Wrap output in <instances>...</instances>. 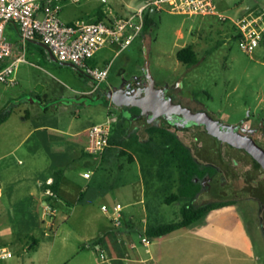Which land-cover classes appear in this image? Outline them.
Listing matches in <instances>:
<instances>
[{
	"label": "rangeland",
	"instance_id": "rangeland-1",
	"mask_svg": "<svg viewBox=\"0 0 264 264\" xmlns=\"http://www.w3.org/2000/svg\"><path fill=\"white\" fill-rule=\"evenodd\" d=\"M217 2L227 3L218 12L233 20L264 10V0ZM144 3L145 0H64L60 18L65 23H93L99 10L120 16ZM149 14L154 25L148 32L122 51L108 46L86 62L89 68L109 67L108 77L94 97L149 74L159 85L179 82L181 91L192 95L208 113L226 124L264 126V44L254 55L243 52L234 38L233 22L221 21L217 16H189L167 9ZM6 35L14 45L13 34L6 31ZM188 45L197 53L198 63L194 66L183 64L176 56ZM19 48L28 63L16 71L17 85H8L19 99L12 103L9 122L0 125V154L13 151V155L0 159V180L5 188L0 197V233L8 232L1 237L5 243L0 247H7L14 255L8 264H97L103 247L89 249L92 237L118 230L123 235L132 213L139 224L131 234L136 247L133 249L126 240L125 250L131 260L123 264H264V193L257 187L264 184V174L256 170L250 155L217 142L204 128L189 130L181 137L201 164L214 165L220 171L216 181L204 180L207 185L197 204L228 200L235 204L215 210L164 238L152 239L146 248L142 244V219L148 216L150 187L159 185L146 183L149 173L155 177L161 164V156L148 153L144 146L149 137L148 124L143 117L137 119L126 113L123 125L128 135L123 148L113 147L103 156L89 155L88 129L116 119L110 125L114 134L122 112L111 100L82 103L81 94L92 92L94 82L56 58H49L42 45L27 44L25 51L22 45ZM37 127L41 129L23 141L27 131ZM74 131L81 134L73 138L70 133ZM55 162L76 185L99 188L108 195L86 203L68 202L62 197L61 202H50V211L36 198L32 218L13 216L11 208L15 206L9 202V191L15 177L26 174L30 182L39 185L43 195L39 177L51 175ZM174 191L176 185L169 192ZM110 197L124 206L120 229L102 211V205L111 204ZM156 202L165 222L180 220L181 204L163 205L161 199Z\"/></svg>",
	"mask_w": 264,
	"mask_h": 264
},
{
	"label": "built area",
	"instance_id": "built-area-1",
	"mask_svg": "<svg viewBox=\"0 0 264 264\" xmlns=\"http://www.w3.org/2000/svg\"><path fill=\"white\" fill-rule=\"evenodd\" d=\"M63 1L0 0V87L13 84L16 71L22 64L27 63L24 52L13 58L14 45L8 41L6 35L8 25L16 26L24 51L28 43L38 41L46 46V53L58 62L88 76L95 84L90 94L95 93L107 79L109 67L102 70L89 68L86 62L105 47L117 46L121 51L127 48L143 33L145 15L149 11L167 9L189 16H217L221 21L230 20L236 27V40L240 49L249 55H254L264 44V10L259 13L249 12L233 20L218 12L217 0H145L144 5L138 9L120 16H108L100 22L77 20L65 23L60 18ZM73 2L78 3V0ZM113 122L116 119H110L106 125H95L89 129V155H104L110 146V125ZM85 177L89 178L90 174L86 173ZM45 210L50 211V206H46ZM123 210L124 206L120 203L102 206V211L108 215L116 229L123 225ZM144 232L145 227L142 229V244L148 248L152 239ZM98 245L94 242L89 247L98 248ZM131 245L133 249L136 247L134 243ZM147 252L150 253L149 250ZM13 256L7 247H0V264ZM97 264H113L104 249L97 255Z\"/></svg>",
	"mask_w": 264,
	"mask_h": 264
},
{
	"label": "trees",
	"instance_id": "trees-1",
	"mask_svg": "<svg viewBox=\"0 0 264 264\" xmlns=\"http://www.w3.org/2000/svg\"><path fill=\"white\" fill-rule=\"evenodd\" d=\"M106 19L103 10L97 13L96 22ZM154 25L153 20L150 18L149 12L145 15V26L143 33H146ZM236 39V35H234ZM31 44V43H30ZM44 52V50L41 49ZM177 59L187 66H194L198 63L197 53L192 45L185 46L177 52ZM120 109V108H118ZM122 117L117 122L116 132L110 137V146L105 154L111 148L120 150L125 145L126 135L128 131H124L123 122L125 121L124 115L128 113L129 117L134 116L142 118V110L138 107H122ZM7 116H0V124L6 120ZM148 140L144 143L147 152L161 156L160 168L157 170L154 177L149 173V183H155L158 187L152 185L150 188L152 197L146 201V211L148 213L145 232L150 239H159L168 236L169 234L194 225L209 213L234 205L232 200L228 201H212L205 204H197V199L203 190L202 181L205 180L207 175L213 176L216 174V169L209 165L201 164L194 155L191 148L183 142L175 132L169 127L157 126L149 124L146 128ZM256 170H260L261 165L254 159ZM62 172H59L56 182L52 185L54 193L58 192ZM158 182V183H157ZM176 185V191L169 192L170 189ZM264 187V184H262ZM161 199L163 205H172L175 203L181 204L180 220L173 222H165L162 218L160 209L157 207L156 200ZM82 198H80V202ZM101 239L96 240L100 243Z\"/></svg>",
	"mask_w": 264,
	"mask_h": 264
},
{
	"label": "crops",
	"instance_id": "crops-1",
	"mask_svg": "<svg viewBox=\"0 0 264 264\" xmlns=\"http://www.w3.org/2000/svg\"><path fill=\"white\" fill-rule=\"evenodd\" d=\"M223 4L224 5L218 3V7L221 9L222 7L228 6L226 2H224ZM132 10H135V9H132ZM132 10H129L126 13H128ZM104 13L106 15V18L108 16H110L109 14H106L105 11H104ZM7 32H9V34H11V35L13 34V36L16 39L15 40L16 43L14 44V56H13V58H16L18 55L21 54L20 48H19L20 39H19L18 30H17L16 26L8 25ZM37 42L38 41H34V42H30V43L34 44V45H40ZM30 43H28V44H30ZM42 48L45 50V48L43 46H42ZM48 57L51 58L52 56L48 55ZM26 61H27V58H26ZM27 63H28V61H27ZM14 79H15V82L13 83L12 86L17 85L16 84L17 83L16 76H14ZM12 86H8V87L1 86L0 87V116H5V115L7 116L6 120L4 122H2L0 125L9 122V119L11 116L12 103L14 100L19 99V97L16 98L17 96L11 93L12 90L9 88ZM90 93L91 92H84L81 94L82 103L85 102L84 99L88 98ZM117 108H122V107L117 106ZM39 129H41V127H37V128L32 129V130H28L29 132L27 131L23 141H26V140L28 141L31 138L30 135L38 132ZM80 134H81V131H74V132L70 133V136L73 138H77ZM1 154H0L1 155L0 159L3 160L5 158H7L8 156L13 155V151H11L9 153L4 151ZM57 164L58 163L55 162L54 166L56 168L54 170H52V174L49 175L46 179H44V178L41 179L39 177V184L41 186V189L43 190V195L41 194L40 190H38L39 185L30 182L29 177L26 176V174L23 173V174L18 175L17 178L15 177V181L12 184V187L10 188V191H9V193H10L9 194V197H10L9 202H10L11 206H15V208H13V207L11 208V210H12L11 212H12L13 216H17V214H20V215L22 214L25 217L32 218L31 207H32V204L36 201V198L41 199L43 201L44 208H46V206H49L50 202H52L54 200L61 202L63 200V198L66 199L68 202L71 200L74 202L76 201V203H86V202L93 201L95 198H100L101 195H105V196L108 195L105 193L104 190H101L99 188H95V187L92 188L90 186L84 188V187H80V186L76 185L74 182L67 179V177L65 176V173L62 169L57 168ZM59 172H62L61 178H60V184L58 187V192L54 193L52 190V185L56 182L58 175H59ZM50 181H51V183H50ZM1 182H2V180H0V197H1V192L4 191L3 189H5L4 186L1 184ZM3 182H4V180H3ZM141 190L143 191V185H141ZM80 198H82L81 202H80ZM68 199H70V200H68ZM108 201H110L111 204H104V205L112 206L113 203H115V200H113L112 197H110L108 199ZM139 202H143V200H140ZM116 203H119V202H116ZM54 212H56V210H54ZM123 216H125V213L123 214ZM146 217L147 216L145 215L144 219H142V223H143L142 229L146 226V221H147ZM137 225H139L137 222V219H136L134 213H132L130 215L129 226L127 228V231H125V232L123 231L124 232L123 235L119 230L115 231L113 233L112 232H106V233H103L102 235H100L99 237L93 236L92 238L94 241L92 243H94L98 239H101L99 245L103 247L102 249H105L106 251H108L107 252L108 255L107 254L106 255L109 259L113 260V264H123L125 261L131 260L128 257V253H126V250H125L126 245H127L126 240H128V241H130V243H132L131 234H132V232H134L138 228ZM50 226L52 227V224ZM7 233L8 232L0 233V244L5 243L1 239V237ZM90 245H88L89 249H91L89 247ZM13 258H14V256H13ZM1 264H8V263H7V261H3V262H1Z\"/></svg>",
	"mask_w": 264,
	"mask_h": 264
},
{
	"label": "water",
	"instance_id": "water-1",
	"mask_svg": "<svg viewBox=\"0 0 264 264\" xmlns=\"http://www.w3.org/2000/svg\"><path fill=\"white\" fill-rule=\"evenodd\" d=\"M37 43L46 48L44 44ZM148 79L150 87L143 95H131L123 91H116L114 93L109 92L107 96L97 101L91 98H85L84 101L88 100L95 104L111 100L118 107H138L142 110V115L151 113L152 121L162 116H167L170 120L179 117L184 125L202 126L219 143H227L232 148L245 151L264 169V146L259 142L241 132L236 125L226 124L206 111H192L172 98L164 96L157 89L156 82L150 75H148Z\"/></svg>",
	"mask_w": 264,
	"mask_h": 264
},
{
	"label": "flooded vegetation",
	"instance_id": "flooded-vegetation-1",
	"mask_svg": "<svg viewBox=\"0 0 264 264\" xmlns=\"http://www.w3.org/2000/svg\"><path fill=\"white\" fill-rule=\"evenodd\" d=\"M148 75L144 74L142 77L135 78V79H133V81L125 83L120 89H111V92L114 93L116 91L117 92L123 91V92L131 94V95H143L145 93V91L150 87V82H149V79H148ZM180 86H181V84L179 82H177L176 84H163V85H159V84L156 83L157 89L160 92H162V94H164V96L172 98L174 101L180 103L184 107H187V108L191 109L192 111H206L207 112V110L205 108H203L200 104H198V102L192 97V95L190 96V95L184 93L183 91H181ZM99 89L95 93H92V94L89 95V96H93L92 98L95 101L107 96V92L103 91V92L99 93L98 96L94 97V95L96 93L100 92ZM119 110L122 113H124L121 110V108ZM212 116L214 118H216V119H219L217 116H214V115H212ZM142 117L144 118V120L146 121V123L148 125L149 124H154V125H157V126H164V127H168V128L170 127L172 129V131L175 132L177 134V136L183 142H185L184 141L185 139H183L181 137L186 135L187 132H190L189 130H196L198 128H204L202 126H189V125L187 126V125H184V122L179 117H177V119H175V120H172V119L170 120L169 117L162 116V117H159L158 119H156L154 121L151 120L152 119L151 113H149L147 115H144ZM137 119H139V118H137ZM236 126L238 127V129L241 132H243L244 134L252 137L255 141L259 142L262 146H264V126L263 125L259 124L258 126H254L252 123L247 124L246 122H242V123H240V124H238ZM212 138H214V137H212ZM223 144L224 145H228L227 143H223ZM233 149H235V148H233ZM240 151H243V150H240ZM243 152H245V151H243ZM206 165H208V164H206ZM209 166H212V167H214L216 169V174L213 175V176L207 175L206 178H208L210 181H216L219 178V176H220L219 175L220 171L214 165H209ZM260 170L264 174V169L261 168ZM206 182L207 181H204V183H203V189L205 188L204 187L205 184L207 185ZM257 187L260 190H262L263 193H264V187H262V185H258Z\"/></svg>",
	"mask_w": 264,
	"mask_h": 264
}]
</instances>
